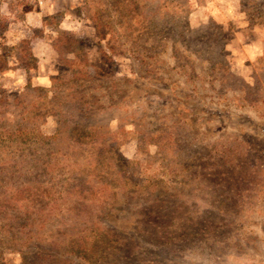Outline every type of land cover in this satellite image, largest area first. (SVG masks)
Returning a JSON list of instances; mask_svg holds the SVG:
<instances>
[{
	"label": "rangeland",
	"instance_id": "374dc122",
	"mask_svg": "<svg viewBox=\"0 0 264 264\" xmlns=\"http://www.w3.org/2000/svg\"><path fill=\"white\" fill-rule=\"evenodd\" d=\"M0 264H264V0H0Z\"/></svg>",
	"mask_w": 264,
	"mask_h": 264
}]
</instances>
